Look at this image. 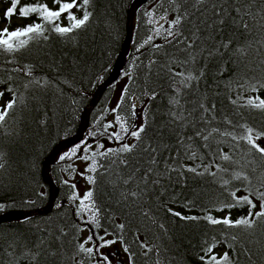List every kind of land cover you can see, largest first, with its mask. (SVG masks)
<instances>
[{
    "label": "trees",
    "instance_id": "obj_1",
    "mask_svg": "<svg viewBox=\"0 0 264 264\" xmlns=\"http://www.w3.org/2000/svg\"><path fill=\"white\" fill-rule=\"evenodd\" d=\"M134 1L90 0L87 10L92 15L83 28L64 36L46 31L48 39L39 37L15 53L0 50V92H4L0 98V109L9 100L16 101L5 122L0 124V164L4 165L0 168V204L3 205L0 216L10 212L39 211L49 205L50 189L44 181L45 163L59 144L78 133L86 110L116 67L128 36L129 11ZM35 2L51 6V0H21V5ZM183 4L184 0H152L139 9L133 22L128 60L119 79H127L123 100L120 99L118 103L120 107H113L112 92L118 81L107 89L89 115L88 128L77 155L60 161L59 156L69 149L51 164L50 177L57 190L53 209L44 216L0 225V264H74L71 259L74 252L72 245L84 240L86 229L90 234L99 235H104L107 229L112 235L106 236V239H116L123 235L131 243L137 227L144 230L139 233L140 240H144V232H148L150 242L160 246L161 251L159 254L150 252L145 257L132 244L136 252V264H153L157 258L163 260L164 264H201L198 256L205 241L212 242L213 237L222 241L216 249L221 252L233 234L242 237L241 243L236 245L237 252L242 247H249L255 253L251 255V261L264 264V256L260 254L261 246L264 245V222L256 229L245 232L243 229H228L223 225L212 226L203 219L181 221L167 214L161 203L153 198V215L158 223H163L167 228L165 234L150 221L140 217L135 208L120 197V192L127 186L119 183L117 174L126 175L119 160L128 154L99 155L108 148H119L123 143H128L125 141L127 135L121 131L115 118L122 117L131 131L132 126L136 125L138 109L143 113L142 123L147 129L143 135L146 140L155 137L164 125L169 126V133L177 129L178 122L172 121L170 110L188 117L185 125L179 127L180 134L185 137L193 135L200 128L205 133L211 128H218L220 133L228 131L240 135L243 128L238 125L264 132V112L246 106L248 97L258 95L264 98V89L253 93L248 86V81L256 84L264 79V74L258 69L249 72L243 80L242 72L233 75L237 65L231 62L227 51L211 59L200 57L199 63L188 65L187 70L174 62L184 59L183 53L177 51L183 45L167 33L171 30L186 34L183 20L180 25L172 23L182 12ZM9 6L10 0H0L4 13ZM73 11L82 17L83 9ZM37 16L33 13L28 18H20L16 14L10 21L4 19V22L18 21L17 25L8 26L13 30L33 21L43 23L37 20ZM60 23L63 26L67 21L61 17ZM50 27L46 25V28ZM246 37L247 34L237 32L232 39L235 43L247 44L251 38ZM255 49L254 44L253 52ZM258 62L259 56L248 58L249 67L255 68ZM201 65H204V76L198 81H192L188 87L183 85L181 78L177 77L174 81L169 74L171 69L173 72L186 71V74L191 72L195 75V69ZM153 90L155 98L151 96ZM174 98L179 100L178 105H173ZM201 103L205 106L215 105V109L210 113H202L199 110ZM133 104L136 106L135 116L132 115ZM202 115L209 123L205 124L201 120ZM110 123L113 127L105 129L104 126ZM113 132H120L124 139L115 140L111 136ZM164 139L169 141L170 146L174 145V140L169 139L168 135ZM131 143L137 142L133 139ZM185 143L192 144V150L198 154L197 159H187L182 154L177 157V162L189 166L214 161L230 167L218 159V149L228 153L233 160H239L241 165L245 158H253L248 145L243 141L237 142L231 136L219 133H213L210 138L208 143L211 148L203 146L205 142L198 137H194V141L186 140ZM86 146H90L87 153L83 151ZM92 152L98 153L95 157L97 171L91 174L96 183L90 185V190L99 209V228L90 222L91 211L79 212L80 198L77 196L75 201L70 199L73 192L76 193L70 187L69 180L75 172V164L82 160L78 157L91 156ZM138 152L139 149L132 155ZM236 170H241L240 165L236 166ZM243 170L250 173V168ZM173 176L172 187L161 201H167L168 207L183 215L202 217L210 214L222 218L230 214L235 219L248 211L247 206L223 208L224 204L232 202L230 191L241 188L237 195L245 194L244 186L240 181L232 179L230 172L217 173L215 178L185 172L186 180L180 183L175 182V174ZM222 179L230 181L226 188L222 185ZM65 180L69 184L66 185ZM252 182L256 183L254 178ZM173 200L175 203L171 202ZM118 224H125L123 232L116 228ZM251 261L248 255H240L238 264H251ZM87 264H97V261L93 258Z\"/></svg>",
    "mask_w": 264,
    "mask_h": 264
},
{
    "label": "snow or ice",
    "instance_id": "obj_2",
    "mask_svg": "<svg viewBox=\"0 0 264 264\" xmlns=\"http://www.w3.org/2000/svg\"><path fill=\"white\" fill-rule=\"evenodd\" d=\"M89 4L90 0H51V6L48 3L39 2L21 5V0H10V6L4 13L6 21H10L11 17L16 14L20 18H28L30 14L35 13L38 14L37 20H42L43 23L33 21L31 24L18 26L13 30H10L7 26L0 29V50L7 53H15L25 48L30 41L39 37H43L45 40L48 39L47 35H45L46 31H52L64 36L72 33L73 30L83 28L92 15L87 10ZM73 9H83L82 17H78ZM61 17L66 19L67 24L62 26L60 23ZM182 20L185 22L186 34L171 30L167 33L168 36L176 37L177 43L183 45V48H178L177 51L183 53L184 59L174 61L178 66L187 70L188 65L195 66L199 63L198 58L200 57L211 59L227 51L231 62L237 65L233 75L242 72L244 75L241 79L243 80L249 72H254L257 69L264 74V0H184L182 12L175 17L172 23L180 25ZM46 25L51 27L46 28ZM157 31L159 32V29ZM237 32L242 35L247 34L246 39H251L247 44L235 43L232 37ZM254 44L256 45L255 52H253ZM236 54L239 55L237 56ZM233 56L236 58L231 59ZM250 56H259V62L255 68L249 67L248 58ZM203 68L204 65H201L199 69H195V75L191 72L186 74V71L173 72L171 69H169V74L174 81L177 77L181 78L183 85L188 87L192 81H198L204 76ZM240 86L243 88L244 85L241 84ZM248 86L253 93H256L264 89V79H260L256 84L248 81ZM3 95L4 92H0V98ZM151 96L155 98L156 93L154 90ZM121 99L123 100V96ZM15 103V99L9 100L0 109V124L5 122L9 111L14 108ZM172 103L174 106L178 105L179 100L174 98ZM233 103H236V101H233ZM246 106L264 112V98L258 95L248 97ZM119 107L120 105L118 104L117 108ZM135 107V104H133V116L136 115ZM213 109H215V105L205 106L203 103L199 105V110L202 113H210ZM113 111H116V109H113ZM188 115L191 116L192 113H188ZM169 116L173 122H178L177 129L169 133L167 131L169 126L164 125L159 129L155 137L147 138V140L145 135H143L147 131L143 123L139 126L133 125L130 131L122 117L116 116L115 119L120 125L121 131L134 138L137 142L131 144L123 143L119 148H108L106 151L99 153L100 156H106L109 153L114 155L128 154L119 160V164L126 170V175L117 174L119 183L127 186L125 190L120 192L121 199L129 202L135 208V211L139 213L140 217L150 221L152 225L163 230L165 234L168 231L167 228L163 223H158L153 215V209L151 208L153 198L161 203L167 214L181 221H199L203 219L212 226L223 225L228 229H243L245 232L256 229L260 223L264 222V146L258 143L259 140L264 139V132H256L252 127L246 125H238L243 128V133L240 135H233L232 132L228 131L220 133L218 128H211L205 133L204 129L200 128L196 129L193 135L185 137L180 134L179 127L185 125L188 117L172 110L169 111ZM200 118L205 124L209 123L203 115ZM228 123H231V121H228ZM104 127L108 129L113 127V125L110 123ZM213 133L231 136L237 142L243 141L248 145V151L253 158H245L244 164L241 165L239 160H233L228 153L218 149V159L226 162L230 167H224L214 161L195 166L177 162V157L182 154L187 159H197V152L192 150L191 143H185L186 140L194 141V137H198L205 142L203 146L211 148V144L208 142ZM165 135H168L169 139L174 140L173 146H170L169 141L164 139ZM111 136L117 141L124 139L120 132H113ZM88 147L90 146L84 147L83 151L85 153L88 152ZM100 147L103 148L104 145H100ZM80 148L81 145L77 144L70 151L60 155L59 160L72 159V157L77 155ZM137 149H139L138 154L132 155L136 153ZM97 155V152H92L91 156L83 155L78 157L84 161L91 160V163L86 168L87 172L97 171V160L95 159ZM237 165H240V171L236 170ZM3 167L4 165L0 164V168ZM245 168H250V173L244 171L243 169ZM185 172L192 173L195 176L211 175L213 178L217 176V173L230 172L232 179L240 181L244 186L245 194L237 195L241 188L230 191L229 195L232 202L224 204L223 208L232 209L234 207L247 206V213L235 219H232L230 214L222 218H216L210 214L200 217L183 215L172 207H168L167 201H161V198L165 197L169 188L172 187L173 174H175V182L180 183L186 180ZM253 178L256 183L252 182ZM87 180L90 184L96 183L91 175L87 176ZM221 182L225 188L230 183L227 179H222ZM64 183L67 185L69 181L65 180ZM70 187L75 189L76 185L71 184ZM70 199L73 201L78 199L75 192H73ZM86 201L88 203H85ZM171 202L175 203L174 200ZM59 206L57 205V207ZM185 206L187 207L188 205ZM223 208L220 210H223ZM0 210H3L2 204H0ZM87 211L92 212L90 222L96 228H99V209L93 201V192L91 190L87 191L79 202V212L84 213ZM135 218L133 217V219ZM116 228L123 232L125 224H118ZM142 231L144 230L137 227L136 232L133 233L134 239L131 243L126 241L123 235L118 236L116 239H106V236L112 235L107 229L104 230V235L90 234L79 243H73L74 252L71 259L74 264H87V261L93 258L96 259L97 264H112L110 255L115 256L116 253L104 254L101 249L111 247L118 242L121 243L123 252L128 256V264H136V252L133 251L132 244H135L145 257H148L150 252L159 254L161 251L160 246L150 242L148 232H144L145 239L140 240L139 233ZM152 239L159 238L152 237ZM241 241L242 237L240 235L233 234L230 237V241L224 246V250L217 252V246L223 242L213 237L212 242H204L198 260L201 264H238L240 255H248L251 261V255L255 254L252 253L251 248L242 247L239 252L236 251V245L241 243ZM260 254L264 256V245L261 246ZM153 264H164V261L157 258ZM251 264H255V261H251Z\"/></svg>",
    "mask_w": 264,
    "mask_h": 264
},
{
    "label": "water",
    "instance_id": "obj_3",
    "mask_svg": "<svg viewBox=\"0 0 264 264\" xmlns=\"http://www.w3.org/2000/svg\"><path fill=\"white\" fill-rule=\"evenodd\" d=\"M151 1L152 0H135L133 2L132 6L130 8V11H129L128 36H127V39L125 41L123 51H122V53L118 59V62L116 64V67L114 68L113 72L111 73L109 78L106 80V82L103 83V85L99 88L97 95H96V99L92 102V104L86 110V112L82 118L81 127H80L78 133L74 137H72L68 140H65L61 144H59L54 149V151L49 156V158L47 159V161L45 163V169H44V181L50 189L49 205L42 210L34 211V212H10L7 214H3L0 216V225L6 224V223H14V222L22 221V220H25V219H28V218H31L34 216H44V215L48 214L53 209L54 202H55V199L57 196V190H56L55 184L52 182L51 177H50V166L58 158V156L61 153L65 152L69 149H72L74 146H76L77 144H80L83 141V139L85 137L86 130L88 128V117H89V115L91 114L92 110L97 106L98 102L100 101V99L102 98L104 93L107 91V89L119 81V79L122 75V72L126 66V63L128 60V53L130 50V44L132 42V27H133L135 15L139 11V9H141L142 7H144L145 5H147Z\"/></svg>",
    "mask_w": 264,
    "mask_h": 264
},
{
    "label": "rangeland",
    "instance_id": "obj_4",
    "mask_svg": "<svg viewBox=\"0 0 264 264\" xmlns=\"http://www.w3.org/2000/svg\"><path fill=\"white\" fill-rule=\"evenodd\" d=\"M4 8L0 7V29H3L4 27H8V26H14L19 24L18 21H14L12 20L10 23H5L4 22ZM126 78H123L122 80H120L115 86H114V90H113V107L115 108L117 106V104L119 103L124 89H125V85H126ZM143 122V113L142 110L137 111V121H136V126L141 125ZM134 138L130 137L127 135V137L125 138V141L128 143L131 142V140H133ZM258 143L261 144V146H264V141L263 140H259ZM90 164L89 161H84V160H79L75 166V172L72 176V178H70V182L71 184H75L76 185V195L82 199L83 195L90 190V183L87 180V176L91 175L92 172H87L86 168L88 167V165ZM90 235V232L88 229L85 230L84 232V239L87 238V236ZM101 251L104 254H110V253H116L113 259L112 264H128V256L127 254H125L122 250V246L121 243H116L115 245H112L111 247H107V248H103L101 249ZM111 256V255H110Z\"/></svg>",
    "mask_w": 264,
    "mask_h": 264
},
{
    "label": "flooded vegetation",
    "instance_id": "obj_5",
    "mask_svg": "<svg viewBox=\"0 0 264 264\" xmlns=\"http://www.w3.org/2000/svg\"><path fill=\"white\" fill-rule=\"evenodd\" d=\"M113 259H114V257L113 256H110V260L113 262Z\"/></svg>",
    "mask_w": 264,
    "mask_h": 264
},
{
    "label": "bare ground",
    "instance_id": "obj_6",
    "mask_svg": "<svg viewBox=\"0 0 264 264\" xmlns=\"http://www.w3.org/2000/svg\"><path fill=\"white\" fill-rule=\"evenodd\" d=\"M24 221V220H23Z\"/></svg>",
    "mask_w": 264,
    "mask_h": 264
}]
</instances>
